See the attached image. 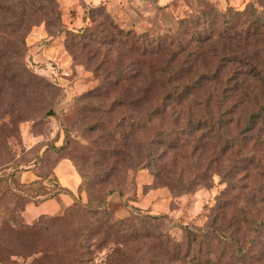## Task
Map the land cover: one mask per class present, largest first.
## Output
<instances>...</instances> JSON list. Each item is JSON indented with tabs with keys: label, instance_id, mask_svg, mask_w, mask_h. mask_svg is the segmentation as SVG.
Segmentation results:
<instances>
[{
	"label": "trees",
	"instance_id": "1",
	"mask_svg": "<svg viewBox=\"0 0 264 264\" xmlns=\"http://www.w3.org/2000/svg\"><path fill=\"white\" fill-rule=\"evenodd\" d=\"M97 14L101 20L91 19L90 25L72 35L68 50L75 60L93 68L100 77L103 66L109 64V81L79 97L80 111L92 114L99 110L103 100H109L110 110L120 106L137 112L139 124L129 123L128 135L136 128L142 127L143 131L149 128L150 132L151 125L167 122V128L159 135H164V142L155 144L161 131L153 130L144 139L141 170L163 164L157 151L188 148L189 140L200 144L203 136L221 122H233L235 114L250 104L253 93L259 87L264 89V0L247 3L243 10L237 11L219 12L211 7L201 16L182 19L177 30L162 36L125 32L104 6ZM58 20L57 0H0V96L9 109L13 95L22 97L54 86L30 70L27 38L38 23L60 27ZM93 101L96 103L92 104ZM214 109L224 111L214 117ZM201 112L204 114L200 115ZM259 112L249 115L245 129L253 130L259 121L264 123V108ZM194 123V134L186 135L188 126ZM5 135L3 131L0 142L9 150ZM220 138L226 147H231L236 135L230 137L221 132ZM124 141L127 142L125 137ZM67 145L69 138L65 136L64 145H53L52 150L60 154ZM4 161L0 171V205L8 212L0 213V264H85L83 256L90 250L108 245L127 248L139 239L148 218H163L139 213L135 220H113L104 197L88 194L87 202L83 203L85 178L78 172L80 184L76 193L64 187L55 193L46 192L43 188L46 174L40 175V181L26 185L18 177V164L13 166L12 159V165ZM163 177V173H156L158 180ZM181 186L188 190V184ZM62 195L72 197V204L62 205ZM6 200L14 205H8ZM47 200L59 201L61 209L54 215L26 222L23 216L26 207ZM225 208L226 205L220 206V214L207 217L209 223L203 230L184 226L183 243L164 234L158 236L165 247L172 248V264H258L252 260L257 262V254L264 252V220L246 221L250 234L246 241L241 229H224ZM68 220L73 221L67 224ZM64 224L69 227V237L61 242L57 229Z\"/></svg>",
	"mask_w": 264,
	"mask_h": 264
},
{
	"label": "rangeland",
	"instance_id": "2",
	"mask_svg": "<svg viewBox=\"0 0 264 264\" xmlns=\"http://www.w3.org/2000/svg\"><path fill=\"white\" fill-rule=\"evenodd\" d=\"M255 1L57 0L60 27L40 22L32 29L27 38V63L35 75L55 87L22 97L13 95L10 109L0 96V136L5 131L9 145L6 150L0 142V171L4 167L1 163L5 160L4 164L12 165V159L13 166L18 164L21 183H31L22 182L28 177H22L25 173L37 181L41 180L40 175L46 174L43 188L54 193L63 186L76 193L80 184L78 172L85 178L83 203L87 202L88 194L104 197L113 220H135L139 213L144 217H163L148 218L139 239L127 248L108 245L101 250H90L83 256L85 264H172V248L165 247L158 236L164 234L183 243L184 226L203 230L211 217L222 212L219 208L224 205V229H241L248 241L246 221L264 220V123L259 121L253 130L245 128L249 115L258 114L264 108V89L259 87L253 93L250 104L235 114L233 122H221L209 135L203 136L200 144L188 139V148L179 146L173 151H157L163 157V164L141 170L144 139L153 130L161 131L155 144L164 142V135H159L167 128V122L151 125L150 132L149 128L143 131L139 127L128 135L129 123L139 124L137 112L134 114L120 106L110 110L109 100H103L98 111L82 114L79 97L109 81V64L103 66V77H100L93 68L75 60L68 50L72 35L90 25L91 19L100 21L97 13L102 6L125 32L162 36L177 30L182 19L201 16L211 7L219 12L237 11ZM59 29L64 32L57 33ZM212 111L216 117L224 110ZM194 124L188 126L186 135L194 134ZM221 132H227L230 137L236 135L231 147H226L220 138ZM240 132L244 136H238ZM65 136L69 138V145L56 154L52 147L64 145ZM47 147L50 148L44 155ZM131 153L135 154L133 158ZM158 171L163 173V180L156 178ZM167 182L171 184L166 186ZM185 184H188L187 191L181 188ZM61 202L67 207L73 199L62 195ZM6 203L14 205L8 200ZM62 205L57 200L29 205L24 218L29 222L41 214H54ZM0 209L1 214L8 212L2 203ZM57 237L66 242L68 225L57 229ZM256 257L261 262L252 260L254 263L264 264V252Z\"/></svg>",
	"mask_w": 264,
	"mask_h": 264
},
{
	"label": "crops",
	"instance_id": "3",
	"mask_svg": "<svg viewBox=\"0 0 264 264\" xmlns=\"http://www.w3.org/2000/svg\"><path fill=\"white\" fill-rule=\"evenodd\" d=\"M58 170V169H57ZM23 176H28L26 179H22V182H24V183H27V182H33L34 180H36L37 178L36 177H33L31 174L29 175L28 173H25V174H23L22 175V177ZM57 178V177H56ZM79 178V177H78ZM79 181H80V179H79ZM78 185H79V183H78ZM77 185V186H78ZM61 186H63V185H61ZM64 187V186H63ZM76 189H77V187H76ZM30 205H33V204H30ZM29 206V205H28ZM61 209V208H60ZM59 209V210H60ZM58 210V211H59ZM57 211V212H58ZM57 212H55L54 214H56ZM54 214H41V215H39V216H42V215H54ZM23 216H24V214H23ZM39 216H37V217H35L33 220H35L36 218H38ZM25 219V218H24ZM33 220H31V221H29V222H32ZM26 222H28V221H26ZM28 222V223H29Z\"/></svg>",
	"mask_w": 264,
	"mask_h": 264
},
{
	"label": "water",
	"instance_id": "4",
	"mask_svg": "<svg viewBox=\"0 0 264 264\" xmlns=\"http://www.w3.org/2000/svg\"><path fill=\"white\" fill-rule=\"evenodd\" d=\"M51 114V113H50Z\"/></svg>",
	"mask_w": 264,
	"mask_h": 264
}]
</instances>
